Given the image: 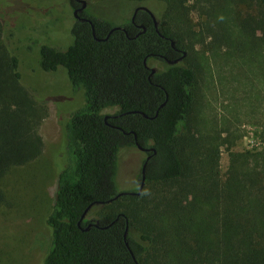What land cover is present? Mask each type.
<instances>
[{"label":"trees","instance_id":"16d2710c","mask_svg":"<svg viewBox=\"0 0 264 264\" xmlns=\"http://www.w3.org/2000/svg\"><path fill=\"white\" fill-rule=\"evenodd\" d=\"M135 1L157 14L158 31L148 15V20L138 15L145 30L128 21L127 34L118 29L107 37L115 24L93 15L101 40L89 24L75 23L67 48H40L41 69L64 68L85 96L65 126L70 159L57 175L47 217L51 248L43 264H264V145L232 152L222 175L217 147L226 140L220 125L195 118L198 72L181 60L170 63L195 42L212 36V45L219 36L211 28L219 26L222 12H230L238 37L264 58V0H252L261 10L248 16L239 9L244 0H194L192 7L207 19L203 30L195 29L187 0ZM2 18L0 207L6 206V213L14 204L5 189L7 177L43 153L39 128L47 110L23 82L10 41L14 33H7ZM153 61L160 66L151 74ZM109 108L116 111L103 113ZM260 135L264 138V125ZM137 142L152 148L144 187L140 194L115 198L120 151L138 148ZM141 177L142 171L139 183Z\"/></svg>","mask_w":264,"mask_h":264},{"label":"rangeland","instance_id":"374dc122","mask_svg":"<svg viewBox=\"0 0 264 264\" xmlns=\"http://www.w3.org/2000/svg\"><path fill=\"white\" fill-rule=\"evenodd\" d=\"M88 1L97 19L115 25L127 23L138 5L135 0ZM65 2L0 0V15L7 33H14L10 41L20 58L23 82L45 102L47 110L39 128L43 153L32 164L13 170L7 177L5 189L14 204L7 207L6 213L3 212L6 206L0 207V264H43L51 248L47 217L54 202L57 175L70 159L65 126L71 115L85 104L84 90L72 85L64 68L45 72L39 64L42 45L65 49L73 41L70 32L73 18L66 15ZM187 4L191 5L195 29L203 30L206 16L200 15L196 6L192 7L194 0H187ZM239 9L243 16L258 15L261 10L252 0H244ZM214 14L218 15V11ZM219 15V26L211 28L216 29L219 38L212 45L209 43L212 36L203 43L195 42L193 50H185L180 63L198 72L195 118L199 116L201 121L204 116L206 124L217 121L226 140L217 147L219 168L224 175L232 152L254 151L264 145L260 135L264 125V58L256 54L253 43L238 37V22L230 12ZM241 32L244 37L246 30ZM257 33L260 35L261 29ZM220 41L227 47L219 46ZM151 66L156 69L160 65L153 61ZM115 111L116 108H109L103 113ZM209 125L212 127V123ZM119 155L117 186L119 192L131 191L139 185L145 153L131 147L123 148Z\"/></svg>","mask_w":264,"mask_h":264},{"label":"flooded vegetation","instance_id":"af4514ba","mask_svg":"<svg viewBox=\"0 0 264 264\" xmlns=\"http://www.w3.org/2000/svg\"><path fill=\"white\" fill-rule=\"evenodd\" d=\"M67 2V3H66ZM64 6L66 5L67 6V13L66 15H70L73 19H72V24L70 26V29L74 26L75 23H87L91 26L92 28V32L94 30V27H92V23L94 22L93 19H92V16H93V13L91 11V5H90V2L88 0H66ZM139 6H145L146 8H148L151 12H148L147 10H144V9H139L138 11L135 12L136 8L139 7ZM37 11H41L40 9H38ZM146 13V14H145ZM65 15V14H64ZM140 15L139 19L141 17H143V19H146L148 20V18L144 15H148L149 18L151 19V21L153 22V25L155 27V29L158 31V28H159V23H158V16L157 14L152 10V8L148 7L147 5H143L141 4L140 2H138V5L135 7L134 9V12L130 18V22L134 25L135 29H138V28H143L145 30V25L144 23H138L136 21V18L137 16ZM155 20L157 21V26L155 25ZM92 22V23H91ZM94 24V23H93ZM115 26H122L123 27V24H120V25H115ZM125 28V27H124ZM122 30V29H121ZM143 30V31H144ZM71 31V30H70ZM124 31V30H123ZM111 32L108 31L107 32V37L109 36ZM127 34V30L125 32ZM106 37V38H107ZM104 38V39H106ZM173 46V45H172ZM180 52V55L178 56L181 57L182 56V53L183 51L179 50ZM180 61V60H179ZM160 63V61H157ZM145 153V159L146 160V157L148 155V151H143ZM145 162V161H144ZM141 183V181H140ZM140 183L138 185V188L140 186Z\"/></svg>","mask_w":264,"mask_h":264},{"label":"water","instance_id":"95a60500","mask_svg":"<svg viewBox=\"0 0 264 264\" xmlns=\"http://www.w3.org/2000/svg\"><path fill=\"white\" fill-rule=\"evenodd\" d=\"M139 9H144V10H147L148 12H151L148 8H146L145 6H139V7H137L136 8V10H135V12L136 11H138ZM92 23V22H91ZM92 25V27H94V24L92 23L91 24ZM155 25L157 26V21L155 20ZM118 29H122V30H124L125 32H126V29L124 28V27H122V26H114V27H112L111 29H110V32H112V31H114V30H118ZM93 35L95 36V38L96 39H98V40H101V38H99V37H97L96 35H95V31L93 30ZM171 44L174 46V44H175V42L173 41V40H171ZM183 51V53H182V56L181 57H179V58H177V59H175V60H170V63H176V62H178L179 60H181L185 55H186V51H184V50H182ZM152 71H151V74L153 73V72H155V68H152L151 69ZM146 116V115H145ZM105 118H107V116L105 117ZM136 145H137V147L140 149V150H142V151H150L152 148H147V147H143L141 144H139L138 142L136 143ZM149 159V155H147V157H146V160H145V162L143 163V166H142V177H141V183H140V186H139V188H138V190L137 191H126V192H119L116 196H115V198H118L119 196H121V195H126V194H140L141 193V191H142V189H143V187H144V184H145V174H144V171H145V165H146V162H147V160ZM91 207V206H90ZM89 207V208H90ZM89 208H87L85 211H84V213L82 214V217H81V220L85 217V214L87 213V210L89 209Z\"/></svg>","mask_w":264,"mask_h":264}]
</instances>
